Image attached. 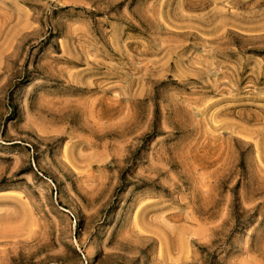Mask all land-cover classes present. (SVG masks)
Segmentation results:
<instances>
[{"label":"rangeland","instance_id":"rangeland-1","mask_svg":"<svg viewBox=\"0 0 264 264\" xmlns=\"http://www.w3.org/2000/svg\"><path fill=\"white\" fill-rule=\"evenodd\" d=\"M0 264H264V0H0Z\"/></svg>","mask_w":264,"mask_h":264}]
</instances>
